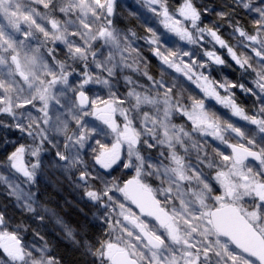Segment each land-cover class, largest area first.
<instances>
[{
  "label": "snow or ice",
  "instance_id": "obj_1",
  "mask_svg": "<svg viewBox=\"0 0 264 264\" xmlns=\"http://www.w3.org/2000/svg\"><path fill=\"white\" fill-rule=\"evenodd\" d=\"M232 4L220 0L209 25L203 16L214 7L203 0H141L167 33L191 46L168 47L147 27L143 39L158 65L133 46L138 34L121 26L118 0H35L26 5L30 24L15 33L0 26V122L14 121L20 134L5 163L35 182L43 153L52 149L49 130L64 137L57 161L78 168L86 185L103 183L85 189L107 209L108 231L94 250L101 264H116L112 233L120 234L123 264H264V254L249 253L224 223L231 212L253 228L264 226V0ZM218 22L228 24L230 39ZM229 61L251 77V86L212 75L213 66ZM118 74L123 92L112 88ZM237 89L253 98L251 109ZM209 101L251 127L238 126ZM89 152L99 173L91 178ZM249 159L260 169L248 167ZM10 220L0 211V228ZM257 231L264 239V227ZM13 238L17 247H0V264H59L50 250L29 247L26 236Z\"/></svg>",
  "mask_w": 264,
  "mask_h": 264
},
{
  "label": "trees",
  "instance_id": "obj_2",
  "mask_svg": "<svg viewBox=\"0 0 264 264\" xmlns=\"http://www.w3.org/2000/svg\"><path fill=\"white\" fill-rule=\"evenodd\" d=\"M141 1V0H139ZM220 0H203V3L207 5H212L214 7V11L211 14H205L203 16V23L212 25L216 21L215 17V11H221L220 8L215 7L217 3H219ZM118 3L120 5V9L123 5L118 0ZM223 3L227 4L230 7H234L232 4V0H223ZM128 5L124 13L123 10H120L122 13V16L124 17L122 25L125 28H131L133 29L137 34L138 38H136L133 42V46L141 49L143 51V55L147 58H150V62L153 65H158L159 61L157 58L152 56V54L148 51V45L146 44L143 37L146 35L145 29L147 28V23L150 17H153L150 13L146 14L145 12H139L138 7L134 6L132 3L126 2ZM139 4V2H138ZM140 5V4H139ZM142 6V5H141ZM135 12L137 13V17H129V12ZM128 15L129 18L126 17ZM243 14L241 13L240 16L237 18H241ZM154 18V17H153ZM216 27L220 28L222 32L226 34L225 38L230 39L231 36L229 35L231 33V29L228 27V24L225 23L223 26H221L218 23L215 24ZM151 27L153 29L158 30V32L161 34L162 41L167 42L166 46L168 47H174L178 45L177 41L174 39V37H170V35H167L163 30L159 29L156 24L153 22L151 24ZM146 44V45H145ZM180 46V45H179ZM194 51L196 50L193 48ZM229 64L231 66H213L212 67V75L220 79L221 76H225L229 78L230 80L236 81L239 80L242 83L250 85V79L251 77L245 73L243 75L240 74V70L236 67L235 64H232L231 61H229ZM153 74L158 76V70L156 68H153ZM141 80V79H140ZM236 94L242 104L245 106H248L249 109L252 108L254 100L251 96L245 95L243 92H241L239 89L236 90ZM210 106L213 108V110L217 111L219 114L226 116L227 118L233 120L235 123H237L232 117H229V115L223 110L222 107H218L212 102H209ZM12 121H4L0 122V130L2 132V136H0V168L3 170H7V172H11L12 170H9V167L5 163V156L8 151H10L13 145L11 144L12 138H16L15 134L17 135V131L11 126ZM238 126H241L242 128H245L246 130L249 129L251 126L247 123H239ZM53 136H56V139L59 138L62 141V145L59 146L63 150V144L65 143L64 137L62 135L57 134L54 130L51 131ZM54 136V137H55ZM12 137V138H11ZM13 141V140H12ZM261 143H264V140L259 141ZM95 148V146H94ZM55 155L54 147L52 146L51 151H45V156H47L45 159L46 161V168H47V174L46 179L50 180L52 184H55L57 186V191L54 193V195L57 196L59 200L63 202L65 211L61 213V216L57 218V223L60 231L53 232V231H47L43 232V241L44 246H47L49 250H51L52 256H54L58 261L59 264H95V260L98 258L96 255H94L91 251L93 248L92 242L98 241L99 238H97V233L100 231V229L97 227L98 221L96 220H85V221H75L70 222L68 219H76L79 217H88L90 214L88 211V204L85 203L83 208L79 205L77 199V195L72 192L71 183L73 180V175L71 174V170L76 169H69L66 168L63 163H59L58 161H54V158L52 156ZM84 158L87 159V161L91 164V153L89 152L88 155L84 156ZM95 168L96 166L93 165ZM80 167V166H79ZM96 174H99L96 169ZM39 181V180H38ZM103 183L101 182L98 187H103ZM37 187V185H36ZM35 187V188H36ZM5 196L2 194L1 187H0V211L9 212L6 210V205L8 204V201H4ZM88 206V207H87ZM58 205L53 208V214L58 210ZM12 212V218L14 221L18 217V212L14 210H10ZM41 221L43 218H40ZM84 227L83 229L80 228L81 225ZM79 225V226H78ZM104 228V226L102 227ZM68 230H71L73 233V236L68 235ZM14 233V232H13ZM16 233V232H15ZM17 236H19L18 233H16ZM34 235L27 236V243L32 244L33 241L37 240V244L39 243V239L34 238ZM105 238V237H104ZM103 238V239H104ZM43 245V243H40ZM99 259V258H98Z\"/></svg>",
  "mask_w": 264,
  "mask_h": 264
},
{
  "label": "rangeland",
  "instance_id": "obj_3",
  "mask_svg": "<svg viewBox=\"0 0 264 264\" xmlns=\"http://www.w3.org/2000/svg\"><path fill=\"white\" fill-rule=\"evenodd\" d=\"M123 5L122 8L120 10H123V9H126L127 8V4L126 2H130L132 3L134 6L138 7L139 9V12H145L146 14H149L150 15V12L147 11V9L143 8L141 6V1L139 0H119ZM35 0H0V26H3L4 30L8 33H15L16 32V29L18 28V26L20 24H30V21L28 20H25V16L27 14H29L30 12V8L26 5H29L30 3H34ZM139 2V4H138ZM123 12L125 13L126 11L123 10ZM127 18L128 15L125 14ZM152 15V13H151ZM153 16V15H152ZM154 17V16H153ZM150 17V19L148 20L149 22L147 23V27H151V24L154 22L156 24V26L161 29V31L163 30L167 35H170V37H174V39L177 41L178 45H180L181 48H189L191 46H188L186 44H184L183 42H180L178 40V38H176L173 34H170V33H167L163 28L162 26L159 25L158 21L156 20V18L154 17ZM35 43V42H34ZM147 44V43H146ZM145 44V45H146ZM194 50V49H192ZM127 74H132V73H127ZM132 75H136V74H132ZM136 79L138 80H142V77L140 76H136ZM112 88L113 90H120L121 92L124 91V81L121 79V74H118L116 79L113 81V85H112ZM97 92L100 93L101 90L100 89H97ZM209 102H212L213 104H215L214 101H209ZM216 106L218 107H221L217 104H215ZM226 113H227V110L223 109ZM228 114V113H227ZM132 115H134V110L133 111H130L129 112V116L131 117ZM229 117L230 114H228ZM236 122L237 124L239 123H247V122H244V121H239L237 118H234L232 117ZM17 120H21V119H25L24 117L22 116H17L16 117ZM138 120H141L142 121V117H138ZM14 123V121H12ZM25 123H27V120L25 119ZM148 127H151V124H148L147 125ZM141 127H143V124H141ZM51 131L52 130H49L48 132V135L50 136L51 135ZM19 132L17 133V135L15 134L16 138H12V140L10 141L11 144L10 145H13V142L16 141L18 138H19ZM0 136H2V132L0 130ZM51 137V136H50ZM110 138V137H109ZM196 138V134L194 133L193 134V139ZM101 139H104V137L102 136ZM55 141H53V139L51 138V145L54 147V150L56 151L57 150V147L58 145L54 144ZM13 147V146H12ZM11 147V148H12ZM62 150V149H61ZM100 151H103V149H100ZM105 155H109V154H105ZM202 155V153H201ZM195 156H196V152L195 150H192V162L195 163ZM47 156H45V152L43 153V168H44V171L45 173L47 174V168H46V158ZM106 159V157H104ZM87 162V167L88 169L90 170V178L92 176H99V174H96L95 173V170L92 171L93 169H96L93 165V163H89L87 161L86 158H84ZM41 166V167H42ZM41 167L39 169H41ZM80 167H84V165H80ZM248 167H250L248 165ZM253 169H257L259 170L260 169V165L259 164H253V166L251 167ZM76 169V168H74ZM12 170V169H10ZM71 170V169H70ZM247 169H245L246 171ZM72 171V175L74 174L76 176V174H78L79 176V170L78 168L75 170H71ZM72 176L73 177V180H72V183H71V188H72V192H74L75 194V190L80 188L82 189V195L81 197L78 196L77 199L79 200H83L85 201V203L88 204V201H90L87 196L85 195V189L90 187V188H97L98 186H100L99 184L97 183H94V182H91V179H90V182L86 185L84 182L81 183L82 184V187H81V184L77 182V179L78 177H75V176ZM257 180L260 179L259 176L256 177ZM40 178L37 177L36 178V181L35 182H32V181H28L27 179H22L21 177H18L14 170H12L11 172H7V170H3L0 168V187H1V191H2V194L5 196V199L4 201H8V204L6 205V210L9 211L7 212L8 216L12 218V212L10 210H14L16 212H18V217L17 219L14 221V219L12 218V220L10 221H5V227L3 228H0V243L1 241H4L7 237H11L13 236V232H16V228L17 226H20V231L19 232H16L19 234V237L20 239H24L25 236L27 238V236H30V235H34L36 239H39V243L37 244V240L36 241H33L32 244H29V247L31 248H35V249H45V251L49 250V248L47 246H44V241L41 239V237H43V229H42V221L40 219V221H38L37 219L35 218H32V217H28V215L26 214L27 213V209H28V204H30L31 206L34 207V201H35V197H34V193H35V190H36V182H38ZM242 180V178H240ZM103 185V184H102ZM255 187V186H253ZM102 188V187H101ZM38 193H36L37 195ZM76 195V194H75ZM254 196H255V192L253 191L252 192V195H250L249 197L246 198L247 202L244 203V208L247 209V208H250L251 204H250V201L253 202L254 200ZM92 202V201H90ZM93 204H95V208H89L88 206V213L92 216V217H96V216H100L101 219H102V225L104 226L103 230H104V237H105V234H107V226H106V222L104 220V217L107 215V209L104 207L103 209L100 208V204L96 203V202H92ZM25 213L24 215H22L21 213ZM89 215V216H90ZM81 225V224H80ZM79 226V225H78ZM80 228H84L82 225L80 226ZM45 233V232H44ZM120 234L119 233H112L111 236L109 237V239L117 245V250H119V247L121 246V241H119L117 239V237L119 236ZM105 239V238H104ZM135 243V241H133ZM40 243H43V245H41ZM143 250V249H141ZM50 254L52 255L53 253H51V250H50ZM179 253L177 252V255ZM164 256H167L168 255V252L165 251L163 253Z\"/></svg>",
  "mask_w": 264,
  "mask_h": 264
},
{
  "label": "clouds",
  "instance_id": "obj_4",
  "mask_svg": "<svg viewBox=\"0 0 264 264\" xmlns=\"http://www.w3.org/2000/svg\"><path fill=\"white\" fill-rule=\"evenodd\" d=\"M145 142H147V140ZM37 177L40 179L36 182L37 187L34 193V207L32 206L34 210L29 211V209H27L26 214L28 217L35 218L38 221H40V218H43L42 229L44 232L53 231L58 233L60 229L58 227L57 218L65 211L63 202L54 195L57 191V186L46 179L43 166L41 169L37 170L36 178ZM102 179H111V177H103ZM36 193H40V195L36 196ZM57 205L59 206L58 210L53 214V208ZM21 214L24 215L25 213L22 212ZM41 239H43V237H41Z\"/></svg>",
  "mask_w": 264,
  "mask_h": 264
},
{
  "label": "water",
  "instance_id": "obj_5",
  "mask_svg": "<svg viewBox=\"0 0 264 264\" xmlns=\"http://www.w3.org/2000/svg\"><path fill=\"white\" fill-rule=\"evenodd\" d=\"M15 174L22 179H26L16 172ZM224 223L237 235L241 244L249 253L264 254V240L260 238L259 233L254 230L246 219L236 213L229 212L224 216ZM0 247L10 251L15 250L17 242L13 236L7 237L4 241H1ZM114 256L116 257V264H123V261L119 258V252L115 253Z\"/></svg>",
  "mask_w": 264,
  "mask_h": 264
},
{
  "label": "flooded vegetation",
  "instance_id": "obj_6",
  "mask_svg": "<svg viewBox=\"0 0 264 264\" xmlns=\"http://www.w3.org/2000/svg\"><path fill=\"white\" fill-rule=\"evenodd\" d=\"M51 138L53 139V141H55L54 142V144H56V145H59V146H61L62 145V141L59 139V138H57L56 139V136L54 137L53 136V134H52V132H51ZM53 158H54V161H57V159H56V157H55V155L54 156H52ZM105 157H106V160H107V158H108V156L107 155H105ZM59 163H62V162H59ZM253 164H258L257 162H255V161H252V160H249L248 161V165L250 166V167H252L253 166ZM75 176V175H74ZM75 177H78V179H77V182H78V184L80 183H83L81 180H80V178H79V176H78V174H76V176ZM81 187H82V184H81ZM82 189H80V188H78V189H76L75 190V193H76V195L77 196H80L81 197V195H82ZM40 195V193H38L36 196H39ZM78 203L79 204H81V208H83V206L85 205V201H78ZM252 201H250V204L252 205ZM88 206H89V208H95L96 206H95V204H93L92 202H90V201H88ZM251 207V206H250ZM100 208H104L102 205H100ZM70 222H75V221H85V220H97L98 221V225H97V227L100 229V231L97 233V238H99L98 240H103V238H104V230H103V225H102V219H101V217L100 216H96V217H92L91 215L90 216H88V217H79V218H76V219H73V220H71V219H68ZM252 225V224H251ZM253 227V226H252ZM261 227H264V226H262V225H257L256 226V228H254V230L255 231H257V229H259V228H261ZM258 232V231H257ZM264 240V239H263ZM98 242V241H97ZM91 245H93V248L91 249V251H92V253L94 254V250H95V247L97 246V243L96 242H92V244ZM117 252H119V250H117V249H115L114 250V254L115 253H117ZM95 264H101V261L97 258L96 260H95Z\"/></svg>",
  "mask_w": 264,
  "mask_h": 264
},
{
  "label": "bare ground",
  "instance_id": "obj_7",
  "mask_svg": "<svg viewBox=\"0 0 264 264\" xmlns=\"http://www.w3.org/2000/svg\"><path fill=\"white\" fill-rule=\"evenodd\" d=\"M81 206V204H79Z\"/></svg>",
  "mask_w": 264,
  "mask_h": 264
}]
</instances>
